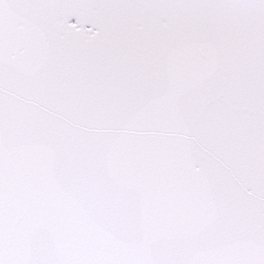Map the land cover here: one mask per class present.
Wrapping results in <instances>:
<instances>
[{"label": "snow or ice", "instance_id": "6c2138e0", "mask_svg": "<svg viewBox=\"0 0 264 264\" xmlns=\"http://www.w3.org/2000/svg\"><path fill=\"white\" fill-rule=\"evenodd\" d=\"M0 264H264V0H0Z\"/></svg>", "mask_w": 264, "mask_h": 264}]
</instances>
